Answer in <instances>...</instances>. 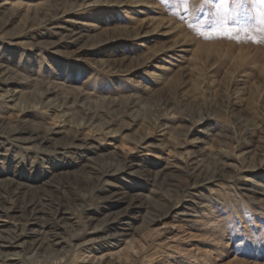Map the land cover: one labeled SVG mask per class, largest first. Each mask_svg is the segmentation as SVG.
Instances as JSON below:
<instances>
[{"label":"rangeland","instance_id":"rangeland-1","mask_svg":"<svg viewBox=\"0 0 264 264\" xmlns=\"http://www.w3.org/2000/svg\"><path fill=\"white\" fill-rule=\"evenodd\" d=\"M116 1L0 0L8 3L0 9V67L20 83H0V119L64 129L34 146L20 141L25 133L0 138V182L49 190L48 183L69 181L86 188L91 184L82 177H91L88 166L121 155L130 169L120 168L93 192L80 190L85 198L74 192L78 207L59 209L81 235L88 218L99 226L123 215L113 224L116 236L79 249L68 247L71 232L61 230L65 240L58 248L69 251L62 264H87L82 259L107 264L109 258V264H264L251 256L264 250H238L229 235L240 230L252 235L253 226L264 235V5L255 6L251 27L209 29L203 16L197 23L201 9L218 18L231 15L218 0L207 5L187 0L180 7L174 6L176 0L113 5ZM87 2L95 5L83 6ZM43 18L50 21L41 24ZM149 21L169 25L150 37L130 39L140 29L150 31ZM77 35L81 38L73 39ZM180 38L187 40L171 58H151ZM206 47L212 50L208 59L194 56ZM40 88L56 89L57 102L67 98L68 110L37 108L21 114L15 102L1 98L6 91L28 95ZM36 96L33 101L39 100ZM63 113L77 120L93 114L110 125L79 130L91 137L92 148L63 149L56 145L66 143V133L74 129L71 122L63 127V118L58 121ZM198 119L204 121L199 126L193 122ZM200 163H209L222 176L194 184L201 173L193 168ZM0 221L1 233L11 229L12 219ZM44 256L37 264L56 262Z\"/></svg>","mask_w":264,"mask_h":264},{"label":"bare ground","instance_id":"bare-ground-1","mask_svg":"<svg viewBox=\"0 0 264 264\" xmlns=\"http://www.w3.org/2000/svg\"><path fill=\"white\" fill-rule=\"evenodd\" d=\"M133 1L134 0H120V1H116L115 3H113V5L115 4L124 5L127 3L129 4V3H133ZM138 2L142 3V0ZM97 4L107 5L108 1H104V2L99 1L97 2ZM67 5L68 4H66V6ZM92 5H95V2H87L83 4V6H86V7L92 6ZM7 6H8V3L3 2L0 4V9H5ZM46 13L49 14L48 12ZM48 19L43 18V20L40 19L39 22L41 24H46L50 21V19L49 20ZM156 22L158 23L159 21H156ZM163 24H164L163 21L160 22L159 24H155L153 21H149L148 26L151 27L150 31L143 32L140 29L136 33L134 32V34H131L130 39L135 40L137 38L150 37L153 34L158 33L161 30H163V28L166 26L165 25L163 27ZM161 34L167 35L168 33H165L162 31ZM80 38H81V35L79 36L77 35L73 37V39L75 40L80 39ZM186 40H184V38L181 40L180 38L179 41L176 40L175 43L170 46L164 45L163 47L158 48L157 50L153 52V54L151 55V58L152 57L155 58L157 56L171 58L169 54L176 47H179L181 44L185 43ZM206 48L207 49H204V48L198 49V51L194 54V56L200 59L204 56L206 59H208L212 50L210 51L208 47ZM241 57H240V60H241ZM11 75L12 73L9 70L3 67H0V83H3V84L18 83L16 78ZM33 96H36L35 99L38 97L39 100L37 99L38 101H33L34 100V99L32 100ZM52 97L56 99L51 100L50 98ZM1 98L11 103L15 102L14 108L17 109L19 112H21V114L27 111H30V110H35L37 108H47L48 110H52V109L56 110V108H58L60 111H62V110L67 109V104H68L67 98H63L61 99L60 102H57L60 99L58 98V93L56 89L54 88H46L44 90L40 88L39 90H36V91L34 90L33 93L30 92V94L28 95H22V94L13 92V91L12 92L6 91L4 92L3 95H1ZM63 112L65 113V111ZM64 113L62 115L57 116L59 119L58 121H60V119L63 118V120L61 121L62 123H64L63 127L67 126L66 125L67 122H71L73 124L72 128L74 129L66 133L67 135H69V138H70L66 143L61 144L60 146L56 145V147H60L63 149H68L74 145H77L76 147H79L81 149L92 148L90 144L91 142L89 141L91 137H89L88 135H81L79 130L85 126L91 127L94 130L97 128H100V129L106 128L110 125V122L109 123L101 122L102 120L98 121L97 118L93 116V114H87V113L83 114V117L81 116V118L77 120L75 115L67 114V113L64 114ZM72 116H75V118L73 117L74 119L71 118V121H69V119L68 121H66V118H69ZM25 122L26 120L18 119L17 124H11V123L5 122L4 120L0 119V138L5 140L12 136L15 137V135L25 133L27 137L21 139L20 141L22 143H29L30 145L32 144L34 146V144L37 143L38 141H45V142L51 141L53 135L61 134L63 133V130H64L63 128H59L54 125L42 126V127H34V126L29 125L28 127H26ZM193 122L195 125L199 126L204 121L203 119H198ZM71 123L69 125H71ZM76 142H80V143L75 144ZM201 153L202 155H204L203 152ZM191 158H195V157H190V159ZM203 160H204L203 161L204 163L206 161L205 155H204ZM126 161L127 159L125 157L121 155H114V156H111L109 161L105 164L96 165V166H88L86 173L92 172V173H89L91 177L90 176L85 177V178L84 176L82 177V179H86V181H89L91 184L90 186L87 185L86 188L85 187L84 188L75 187V186L73 187L71 183H69V181L68 182L54 181L52 183H48L47 186L49 190L47 189L36 190L35 188L34 189L26 188L23 185L15 184L12 181L0 182V199L4 200L3 202L0 200V217H6V218H10L13 220V222L11 223L12 225H11L10 230L6 232H2V233L0 232V264H10L13 262L17 263L19 261L21 262L24 261V262H27L28 264H37V263H40L41 261L40 259H45L44 255H48V258L49 257L54 258L56 260L54 264H62L65 258H67L69 251L65 252L63 248H58L59 245L62 244L63 240H65L61 236V230L63 232L65 231L71 232L70 241L68 242V244L70 243L69 244L70 246H68L70 248H74V246L75 248H79L80 245L81 247L87 246V245H93L94 242L98 240L99 238L103 240L106 238L116 236V234L115 233L112 234L111 231L113 230L112 228L114 227V225L122 221L123 215H117L111 220L104 221L99 226H93L91 219L88 218L86 221H84L85 224H84L83 230L86 233H88V235L90 234L89 239H86L84 241L82 240L83 241L82 243L77 244L76 241H78V238L80 240L83 239L84 236L83 238L81 236L85 235L86 233L81 235L83 231L82 232L72 231L69 226L70 224L68 225L65 222L66 220L65 217L59 216V209L62 206H69V207H75V208L78 207L79 205L76 202L77 197L76 196L73 197L74 192H76L77 194L79 193L80 195L81 194L80 190L84 192H87V191L93 192L94 190H97L99 184L105 185L107 183V178L109 175L111 176L121 171L120 168L130 169V166L126 164ZM203 163H200L198 166L193 168L194 171H199L201 173V176L198 179L194 180V184L209 183L214 177H217L219 175L222 176L221 171H218V169L216 168H213V169L210 168L209 163H206L205 166ZM74 180H77V179L75 178ZM78 180H80V178ZM59 193L61 194L60 197H58L57 195ZM80 196L82 198H85L84 194H81ZM5 201L6 203L8 202L9 204L8 206H6L5 204L3 205ZM15 212H17L19 215L18 216L15 215L14 214ZM154 221H156V219ZM45 225H50V227L53 226L54 228L53 230L51 228L52 231L44 232L43 230H41V228L44 227ZM104 259L105 258L103 257L99 260L102 261ZM111 259L112 258H109L107 264H109V261H111ZM86 260L82 259V262L87 263V264H102L103 263V262L102 263L97 262L95 260L93 261H90L89 259H86Z\"/></svg>","mask_w":264,"mask_h":264},{"label":"snow or ice","instance_id":"snow-or-ice-1","mask_svg":"<svg viewBox=\"0 0 264 264\" xmlns=\"http://www.w3.org/2000/svg\"><path fill=\"white\" fill-rule=\"evenodd\" d=\"M217 0H205V4H214ZM187 4V0H176L174 6L180 7ZM220 7L225 8L231 12L230 16L219 17L217 13L213 11L200 10L197 23H201L200 16L204 17L203 24L209 29H215L221 25L227 26L228 24L239 26L241 28L251 27L252 21L255 19L251 13L254 11L257 4L264 5V0H218ZM260 233L259 228L253 226L252 235H247L240 230L239 232L230 231L229 235L232 237L234 247L255 249L257 246L264 250V235H258ZM243 254V253H242ZM256 259L264 260V255L256 257Z\"/></svg>","mask_w":264,"mask_h":264}]
</instances>
